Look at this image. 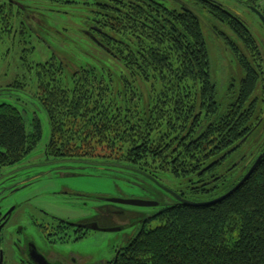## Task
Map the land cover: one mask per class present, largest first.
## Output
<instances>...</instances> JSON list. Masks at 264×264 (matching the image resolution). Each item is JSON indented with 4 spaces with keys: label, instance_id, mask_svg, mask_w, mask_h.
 Masks as SVG:
<instances>
[{
    "label": "trees",
    "instance_id": "1",
    "mask_svg": "<svg viewBox=\"0 0 264 264\" xmlns=\"http://www.w3.org/2000/svg\"><path fill=\"white\" fill-rule=\"evenodd\" d=\"M86 1L71 9H103L93 20L116 57L104 53L96 63L80 46L70 56L76 64L57 53L61 61L37 66L33 97L49 120V161L125 171L161 204L152 215L107 202L97 208L102 228L159 221L120 249L116 264H264V159L241 188L212 205L183 204L159 186L208 203L233 190L264 152L263 56L244 18L212 0H182L201 18L172 0H118L113 11L108 0ZM237 1L264 15L260 0ZM14 16L0 5V39L12 34L22 43L26 34L11 30ZM205 30L239 70L225 83L216 77ZM73 34L89 42L83 32ZM31 127L17 107L0 105V167L36 151L43 137L37 115Z\"/></svg>",
    "mask_w": 264,
    "mask_h": 264
},
{
    "label": "rangeland",
    "instance_id": "2",
    "mask_svg": "<svg viewBox=\"0 0 264 264\" xmlns=\"http://www.w3.org/2000/svg\"><path fill=\"white\" fill-rule=\"evenodd\" d=\"M227 8L232 9L238 15H241L248 27L256 37L259 47L263 56L264 69V27L257 18L258 16L251 11V9L244 7L237 0H214ZM83 2V1H81ZM168 8H175L176 5L171 1L165 3ZM260 6L264 8V0H260ZM57 9L59 7H56ZM74 8V6H73ZM88 8V7H87ZM73 15L71 19H64L58 16H51V20H48L50 25L55 26L58 29L64 28L67 24L72 28H83V16L88 12L78 10H72ZM254 13V14H253ZM218 28L228 32L227 28L222 25H217ZM206 31L207 40L211 49L212 60L215 68L216 77L222 82L230 80L231 77L239 74V70L231 63L229 53L225 46L222 45L220 40L215 39L208 30ZM67 33V32H66ZM70 34L63 37L56 34L55 38H49L50 47L38 44L36 41L25 45L15 41L12 34H4L0 39V105L10 104L17 107L24 116L28 132H32V122L35 115L41 121L43 137L38 144L36 151H34L27 159L21 164L14 167H4L0 170V183L4 181V177L20 174L18 181L26 180L25 177L28 171H32V179H36V182L32 187L25 188L20 191L9 193L8 191H0V202L5 195H8V200L5 205H10L15 201H23L27 198H35L36 204L49 210L51 213L56 214L72 222L97 218L98 210L96 206L102 207L104 203L97 199L77 200L75 198L76 193L80 192L84 195L96 196V198H115V199H144L154 200V196L149 194L143 188L133 185V177H130L125 171L115 170L103 171L102 168L94 166L78 167L76 173H80L77 177H68L62 174L73 173L68 171L71 167L59 165L51 166L47 164L48 157L46 154V148L51 140V130L48 117L45 111L39 106L37 99L33 96L37 92V77L36 68L39 64H44L52 58V47L57 53H61L62 56L68 57L74 63L76 59L70 56H74L82 46L83 53L88 52L92 55H96L97 52L92 48V44L84 39L78 37V35ZM30 40L28 39V42ZM99 57V55L97 54ZM77 58V57H76ZM103 58L108 61L107 56ZM85 61V59H82ZM107 66H111L108 62ZM18 80L19 86L16 89H8L7 85L14 83ZM149 90L145 89V98L148 100ZM140 101V100H139ZM141 103V102H140ZM142 104V103H141ZM144 104L140 105L141 107ZM45 164V165H44ZM37 166V167H35ZM27 171H22L27 168H32ZM59 167L58 171H52L53 168ZM48 175L43 176V174ZM132 182V183H130ZM169 187H173L170 182L165 181ZM9 184V183H8ZM76 192V193H73ZM190 199H194V196H188ZM202 202H208L201 199ZM135 210L145 212L148 215L154 213V208H136ZM111 225V223H110ZM109 225V226H110ZM159 225V221L152 220L149 222L141 221L134 226H121L125 229L120 232H99L94 231L89 236L79 242L76 245L67 247L65 251L56 249L54 256H67L68 254L74 255L79 258L81 264H100L113 261L117 252L126 247L131 239L136 237L142 230L153 229ZM29 227V226H28ZM107 229L118 228L106 227ZM29 230L35 233V228L30 226ZM37 236V234H36Z\"/></svg>",
    "mask_w": 264,
    "mask_h": 264
},
{
    "label": "flooded vegetation",
    "instance_id": "3",
    "mask_svg": "<svg viewBox=\"0 0 264 264\" xmlns=\"http://www.w3.org/2000/svg\"><path fill=\"white\" fill-rule=\"evenodd\" d=\"M73 1H83L84 4L87 3L86 0H64L62 4L56 3V0H0V5L2 6L3 13L6 15H8L9 12L11 14H13V11L15 12L14 18L11 19L13 23L11 30L18 32V34H26L27 39L26 41H22L21 44L30 45L29 43L36 41L38 44L50 47V36L55 38L56 33L74 32L78 30L83 32L98 55L106 53L116 57L109 47L102 44V39L100 37L103 34V29L97 24L99 22H96V19L93 20L94 16H100L101 18L104 16L103 9L98 6L93 9L96 10V12L93 10H83L88 12L87 15L83 16V28L76 29L67 24L64 28L58 29L49 24L48 20L53 19L51 16L55 15L60 18L71 19L70 12L73 7L71 2ZM101 1L102 0H100V2ZM108 2L112 3L110 7L111 11L116 9L114 4L116 5L118 0H108ZM109 3L107 6H109ZM61 6L64 8L61 9ZM11 7L14 9L12 10ZM56 7L59 8L57 9ZM83 7L87 8V6ZM3 28L8 29L10 26L6 25L3 26ZM40 33H42V35ZM28 39L30 40L29 42ZM51 51V60L55 57L57 61H61L60 56L53 47ZM97 54L95 56H89V58L96 63L101 61L102 57L99 58ZM84 55L87 56V53H83V56ZM9 86L7 85L8 89H16V87L19 86L18 80L14 81V83H10ZM262 133H264V129ZM47 164H51L53 167L56 165H59V167L62 166V168L64 166L65 168L71 167L68 171H73V173L62 174L68 177H77L80 175V173H76L78 167L85 166V164L81 163L62 164L59 161L52 160H48ZM35 167L27 168L22 171L34 169ZM59 167L56 169L53 168L52 171L56 172L61 170ZM2 168L4 167H0V170ZM31 172L32 171H28L25 175L28 179L22 181H18V177L21 175L19 174L17 176V173L4 177L5 180L0 183V191L9 190L10 193V191L18 192L25 188L32 187L38 181L35 178L32 179L33 175ZM25 181L28 182L24 186L18 185ZM9 198L8 195H5L0 202V262L1 256H3V264H35L36 258L43 256L50 264H81L79 258L74 255L68 254V257L64 255L58 257L54 256V252L57 248L65 251L67 247H71L85 240L91 232H94L85 227L95 224L100 226L98 220L88 218L72 222L36 204L35 198H27L20 202L15 201L10 205H5V203L10 200ZM75 198L77 200L97 201L96 196L84 195L80 192L76 193ZM101 203H104V201H101ZM97 208L98 205L95 209L97 210ZM12 210L13 212L11 213ZM30 226L35 228V233L29 230ZM119 253L120 252H117V256L120 255ZM116 258L106 263L111 264L114 262L115 264Z\"/></svg>",
    "mask_w": 264,
    "mask_h": 264
},
{
    "label": "water",
    "instance_id": "4",
    "mask_svg": "<svg viewBox=\"0 0 264 264\" xmlns=\"http://www.w3.org/2000/svg\"><path fill=\"white\" fill-rule=\"evenodd\" d=\"M172 1H174L175 3L180 5L183 9L192 12L197 18H201L200 15L195 10H193L189 5H187L182 0H172ZM212 1H214V0H212ZM214 2L218 3L216 1H214ZM218 4H220V3H218ZM220 5H222V4H220ZM224 7H226V6H224ZM227 9L230 10V11L232 10L230 8H227ZM249 9H251V11L254 12L258 16V18L261 20V22L264 24V15L261 13V11L258 10L257 8H255V7H249ZM203 22H205V21L203 20ZM263 159H264V152L258 157V159L254 163V165L251 167L249 172L243 178V180L233 190H231L225 196H223V197H221L219 199H216L214 201L208 202V203H193V202H189V201L183 199L182 197H180L179 195H177L176 193H174L173 191H171V190H169V189H167V188H165V187H163L161 185H159V186H160V188L163 191H165L166 193L170 194L172 197H174L175 199H177L179 202H181L183 204H188V205H191V206L212 205V204L221 202L222 200L228 198L233 193H235L239 188H241L244 185V183L246 181H248L249 178L253 175V173L255 172L256 168L258 167V165L260 164V162ZM52 164H54V163H52ZM85 166H94V167L102 168V169H106L105 167H107L105 165L97 166V165H93V164H87V165L85 164ZM119 168L126 169V170H132V169H129V168H126V167H119ZM45 175H48V173L43 174V176H45ZM41 177L42 176H40L38 178H41ZM38 178H35V179H38ZM27 182L28 181L21 182L18 185L19 186H24ZM97 199L98 200L100 199L101 201H104V202H107V203H112V204L126 206V207H134V208H158L161 205L159 202H157L155 200L151 201V200H144V199H115V198H97ZM12 212H13V210L11 211V213ZM85 228L88 229V230H91V231H99V232H120V231L124 230L126 227L125 228L124 227H118V228L107 229V228H102L99 225L95 224V225L87 226ZM118 257L119 256H117V258H116L115 264L118 261ZM0 264H3V256H1ZM35 264H50V263H48L45 260V258L43 256H41L40 258H36Z\"/></svg>",
    "mask_w": 264,
    "mask_h": 264
},
{
    "label": "bare ground",
    "instance_id": "5",
    "mask_svg": "<svg viewBox=\"0 0 264 264\" xmlns=\"http://www.w3.org/2000/svg\"><path fill=\"white\" fill-rule=\"evenodd\" d=\"M253 165H254V164H253ZM253 165H252V166H253ZM246 174H247V173H246ZM242 180H243V179H242Z\"/></svg>",
    "mask_w": 264,
    "mask_h": 264
}]
</instances>
